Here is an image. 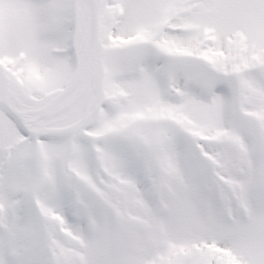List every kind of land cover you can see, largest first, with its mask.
Returning a JSON list of instances; mask_svg holds the SVG:
<instances>
[{"label":"snow or ice","instance_id":"snow-or-ice-1","mask_svg":"<svg viewBox=\"0 0 264 264\" xmlns=\"http://www.w3.org/2000/svg\"><path fill=\"white\" fill-rule=\"evenodd\" d=\"M0 264H264V0H0Z\"/></svg>","mask_w":264,"mask_h":264}]
</instances>
